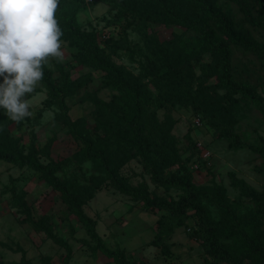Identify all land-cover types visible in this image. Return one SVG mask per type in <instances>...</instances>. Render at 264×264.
<instances>
[{
	"label": "rangeland",
	"instance_id": "1",
	"mask_svg": "<svg viewBox=\"0 0 264 264\" xmlns=\"http://www.w3.org/2000/svg\"><path fill=\"white\" fill-rule=\"evenodd\" d=\"M60 1L130 89L87 56L56 11L64 56L44 66L64 93L51 95L39 81L26 97L31 116L13 121L0 112V152L53 169L78 193L97 237L40 171L0 158V264H229L207 251L192 209L172 216L146 203L144 197L176 200L186 190L153 181L134 145L135 102L143 150L158 176L188 175L217 244L231 249L236 264H264L248 251V241L264 238L263 156L230 146L223 129L229 123L243 142L261 147L264 119L243 93L224 84L223 52L209 50L200 29L165 8L207 24L213 44L230 48L232 78L264 97L259 0ZM82 138L102 149L113 175L85 156Z\"/></svg>",
	"mask_w": 264,
	"mask_h": 264
},
{
	"label": "trees",
	"instance_id": "2",
	"mask_svg": "<svg viewBox=\"0 0 264 264\" xmlns=\"http://www.w3.org/2000/svg\"><path fill=\"white\" fill-rule=\"evenodd\" d=\"M160 5L164 6L163 2L164 0H158ZM260 4V10H261V23L264 27V0H259ZM171 14L177 16L181 21H184L185 23L189 24L190 26L200 29L204 35L206 40V47L211 51H222L223 52V66H222V79L224 81V84L228 86L230 89L234 91H239L243 93L250 102L258 109L261 116L264 119V97L255 89V87L249 83H243L238 82L232 78V76L229 73V67H230V48L228 45L221 43L213 44V35H212V29L205 23H201L195 20H186L176 14L174 10L170 7H165ZM57 12L61 18L66 20L70 36L77 41L82 42L86 47L87 56L90 57L93 62L96 63V65L102 67L105 69L112 77V79L115 80L116 84L119 85L121 88H125L126 90H129V86L124 82L122 73L116 69L112 64L106 62L103 60L97 51V45L95 42V39L92 35L89 33L82 32L76 27V24L74 22V19L71 15H68L63 7L62 3L60 1L59 7L57 9ZM250 46V45H249ZM255 49H260L257 46H251ZM264 57V52H263ZM44 76L41 80L42 84L50 93L51 95H63V89L62 86L55 83L54 79L52 77L51 70L45 66H43ZM139 105L137 102L134 104V109L131 116V127H132V133L134 138V145L137 150V152L141 155L144 162L149 166L152 179L156 183L162 184V185H178L183 187L186 191L181 194L176 200L172 199H166L161 197H153L148 198L144 197L146 203L154 208H162L170 212L172 216H181L186 215L187 211L189 209H192L194 213L196 214L199 225L203 232L205 233L206 237L209 240L207 251L214 257L217 258H224L229 264H236L237 261L235 260L231 249L223 244H217V240L215 237V228L210 227L203 219V209L198 204L196 199V189L192 185L190 178L188 175L180 176V175H171L170 177H164L161 178L158 176L157 171L154 167V164H152L148 158L146 157L144 150H143V136L141 134L140 128H139ZM223 129L225 131V135L228 140V144L230 146H237V147H245L249 146L253 151L258 152L259 154H262L263 156V164H264V141L263 145L261 147L256 146L252 147L251 145H247L245 142H243L239 135L234 133L231 125L229 123H223ZM82 140L85 142V156L87 158H98L104 167V170L108 175H113V171L109 167L107 163V159L102 151L101 148H94L91 149L90 141L82 138ZM0 158L7 161H16L21 160L26 162L28 165H30L33 169L40 171L48 180V182L61 193V195L65 198V200L71 204L72 208L78 215V217L88 226L89 228V234L92 237H97L94 232V225L93 222L89 217H87L81 206L79 201V195L75 191H72L68 188V186L61 182V180L54 174L53 169L50 167L38 162L35 159L28 158V157H16L12 152H0ZM120 186V184H119ZM125 192H128L129 189L125 188L121 185L120 187ZM259 201L261 203V210L264 214V195H258ZM264 228V226H263ZM249 242V252L254 254L257 258H259L260 262L264 263V238L263 236H260L259 234L256 235L255 238H252V240ZM104 251L108 253L109 255H115L117 257H121L120 254L110 252L107 248L103 247ZM122 264H124L122 262Z\"/></svg>",
	"mask_w": 264,
	"mask_h": 264
},
{
	"label": "clouds",
	"instance_id": "3",
	"mask_svg": "<svg viewBox=\"0 0 264 264\" xmlns=\"http://www.w3.org/2000/svg\"><path fill=\"white\" fill-rule=\"evenodd\" d=\"M60 0H0V112L31 116L26 97L43 79L50 57L62 59L56 11Z\"/></svg>",
	"mask_w": 264,
	"mask_h": 264
},
{
	"label": "built area",
	"instance_id": "4",
	"mask_svg": "<svg viewBox=\"0 0 264 264\" xmlns=\"http://www.w3.org/2000/svg\"><path fill=\"white\" fill-rule=\"evenodd\" d=\"M198 120L196 119V122H197Z\"/></svg>",
	"mask_w": 264,
	"mask_h": 264
}]
</instances>
